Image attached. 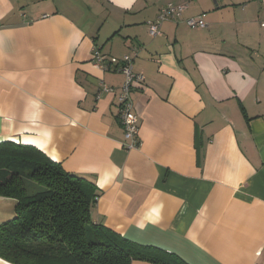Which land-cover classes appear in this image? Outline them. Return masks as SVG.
<instances>
[{
	"label": "crops",
	"instance_id": "1",
	"mask_svg": "<svg viewBox=\"0 0 264 264\" xmlns=\"http://www.w3.org/2000/svg\"><path fill=\"white\" fill-rule=\"evenodd\" d=\"M169 4L181 17L149 36ZM95 50L144 77L137 149L117 119L124 76L94 66ZM3 142L95 183L92 222L128 241L188 264H264V5L0 0ZM15 206L0 197V225Z\"/></svg>",
	"mask_w": 264,
	"mask_h": 264
},
{
	"label": "trees",
	"instance_id": "2",
	"mask_svg": "<svg viewBox=\"0 0 264 264\" xmlns=\"http://www.w3.org/2000/svg\"><path fill=\"white\" fill-rule=\"evenodd\" d=\"M27 182L29 185H27ZM92 181L66 172L31 146L0 143V197L16 201L0 225V259L9 264H188L95 225Z\"/></svg>",
	"mask_w": 264,
	"mask_h": 264
},
{
	"label": "built area",
	"instance_id": "3",
	"mask_svg": "<svg viewBox=\"0 0 264 264\" xmlns=\"http://www.w3.org/2000/svg\"><path fill=\"white\" fill-rule=\"evenodd\" d=\"M264 5V0H259ZM184 11L183 6L167 5L162 8L152 22L147 23V32L149 36L155 37L160 34V27L163 22L178 19ZM186 25L190 28H204L205 23L201 19H189ZM136 56V54H134ZM132 58L124 57L122 59L108 58L100 53L99 50L93 52L94 66L104 72L113 71L124 76L123 85L118 95L117 119L123 131L125 142L123 146L126 150H134L140 146L138 140V115L134 110L132 92L143 88L144 77L141 74L133 72ZM105 92H111V89L102 88Z\"/></svg>",
	"mask_w": 264,
	"mask_h": 264
},
{
	"label": "rangeland",
	"instance_id": "4",
	"mask_svg": "<svg viewBox=\"0 0 264 264\" xmlns=\"http://www.w3.org/2000/svg\"><path fill=\"white\" fill-rule=\"evenodd\" d=\"M27 185H29V183L27 182Z\"/></svg>",
	"mask_w": 264,
	"mask_h": 264
}]
</instances>
